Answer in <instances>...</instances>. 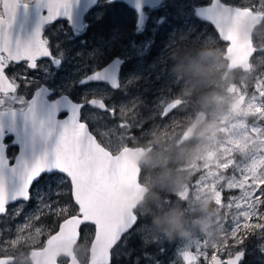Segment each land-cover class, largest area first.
Segmentation results:
<instances>
[{
    "label": "rangeland",
    "instance_id": "obj_1",
    "mask_svg": "<svg viewBox=\"0 0 264 264\" xmlns=\"http://www.w3.org/2000/svg\"><path fill=\"white\" fill-rule=\"evenodd\" d=\"M209 1L165 0L161 6L146 10L147 20L142 33H148V37L139 44L130 45L125 52L124 55L135 62H130L123 71L121 87L115 92L104 83H96L91 89L74 88L73 76L61 75L60 91L73 95L79 91L78 97H98L115 109V114L110 115L89 107L84 115L102 144L107 143L111 150H117L129 142L143 140L147 147H151L153 161L141 165L139 175V181L149 189L143 200L146 206L140 209V214L145 213L150 205H154L163 216L179 209L187 222L188 235L184 236L178 233L168 236L149 224H138L132 239L135 237L139 242L129 244L130 240L122 241L118 246L119 253L114 250L113 262L123 257L121 264H184L178 255L182 250L195 254L207 252L209 259L213 258V253L227 258L226 252L235 239L244 235L245 225L250 223L253 210L259 205L257 193L264 195V19L252 33L255 51L249 61V70L228 71L227 61L223 58L226 43L220 41L215 30L205 24L198 26L190 17V14L194 15L195 5ZM222 1L264 13V0ZM98 4L92 11H99L101 5L109 3L100 0ZM170 7L177 9L178 15L175 11L170 13ZM97 15L102 16V13L99 11ZM161 16L164 19L158 21ZM170 18L173 26L167 38L154 46L155 35ZM127 34L124 29H117L110 32L108 38H96L92 48L81 47L85 50L84 58L94 59L92 66L97 69L116 50L115 41L122 40L119 41L120 47L126 48ZM152 50L155 52L148 58ZM200 53L215 54L205 62L214 70V79L197 82L174 71L179 61L188 63ZM210 96L231 99L230 104L224 105L225 118L219 121L220 142L204 158L185 163L179 158L181 150L194 149L200 143L199 138L193 134L181 146L175 145L197 113L204 112V120L212 119L216 101L209 102L207 98ZM240 96L244 101L239 109L233 110L232 104ZM177 100L179 102L173 108L165 111L167 105ZM157 137L164 139L163 145L155 143ZM163 158H167V163L162 162ZM167 170L184 171L188 180L183 190L176 191L171 187L164 175ZM47 181L48 176L39 185L34 184L33 199L29 203L15 202L6 214L0 215V256H13L11 264H32L31 250L42 247L53 232L41 220L43 215L52 214L54 219L62 217L58 224L67 217V214L54 213L44 207ZM52 187L61 193L62 205V195L70 191V187L66 184L59 187L53 184ZM37 188L44 201L36 196ZM209 196L213 198L211 207L219 211L213 218L215 223L203 229L195 221L204 216L200 202ZM38 218L42 223L37 222ZM93 232V227L84 228L75 247V256L82 264L87 263ZM238 250L245 254L241 264H264V231L250 234ZM58 261L66 264L68 259L60 256ZM198 264L208 262L201 256Z\"/></svg>",
    "mask_w": 264,
    "mask_h": 264
},
{
    "label": "snow or ice",
    "instance_id": "obj_2",
    "mask_svg": "<svg viewBox=\"0 0 264 264\" xmlns=\"http://www.w3.org/2000/svg\"><path fill=\"white\" fill-rule=\"evenodd\" d=\"M32 3L40 9L41 25L29 40L14 39L11 28L18 10L21 7L27 9ZM70 3L71 0H0V215L7 213L10 203L33 199L34 184L39 185L44 174H48L47 200L44 201L39 188L36 189V196L44 201V207L49 211L67 214L63 223L79 221V231L89 225L94 226L93 238L99 241L94 264H113L114 250L118 254L121 242L135 236L140 222L135 212L130 216L124 215L127 203L120 190L124 185L138 184L139 176L127 149L110 150L103 146L89 131L88 124L81 120L85 103L110 115L115 114L114 108L96 97L78 105H64L55 97H47L50 91H59L54 75L59 69L56 63L58 56L53 52L49 39L43 35L42 28L46 24L55 25L62 18L70 19ZM237 11L226 6L222 0H211L209 5L196 9L198 15L215 26L220 38L228 45L233 40L230 21ZM42 58H47L49 63L38 64ZM21 61L29 72L42 69V78L47 84L38 85V90L29 100L16 95L19 87L16 66ZM8 73H12V77ZM90 78L99 80L101 73H92ZM25 83L32 84L33 80L26 78ZM17 104L20 107H15ZM64 106L69 112L67 118L61 121L57 116ZM30 127L33 135L38 133L45 140L56 134L51 150L31 160L26 158L24 150ZM18 145L19 154L14 153L10 157L9 149H16ZM57 173L63 176H57ZM17 179L18 186L9 188L7 182ZM53 184L57 187L69 185L71 199H65L61 205V193L52 187ZM257 195L260 196L259 205L253 210L250 223L245 225L244 235L235 239L226 252V260L220 259L216 253H213V261L207 252L192 255L182 250L178 255L184 264H198L201 256L208 264H238L243 258L242 251H238L239 245L250 234L264 231V195ZM54 196L57 199H52ZM86 216L93 218L86 220Z\"/></svg>",
    "mask_w": 264,
    "mask_h": 264
},
{
    "label": "water",
    "instance_id": "obj_3",
    "mask_svg": "<svg viewBox=\"0 0 264 264\" xmlns=\"http://www.w3.org/2000/svg\"><path fill=\"white\" fill-rule=\"evenodd\" d=\"M111 1H120L124 2L131 8H133L137 13V29H141L143 25L144 18V9L158 6L162 3L163 0H111ZM99 0H71L69 14L70 19L62 18L61 20H67L72 25H74L78 30H83V16L88 12L92 11L98 4ZM211 3V0L208 3L195 5L193 7V13L195 18L200 21L206 22L210 24L215 30L217 36L220 41L226 43L225 52L223 54V58L227 61L226 69L228 71L234 69H240L243 72H246L250 68V58L255 51V47L252 42V33L257 26H259L263 19L264 13L253 11L249 7H240L235 6L229 3H224L226 6L231 7L233 9L238 10L233 13L232 19L230 21V30L232 35V44L228 45L227 42L222 40L218 34L215 26L205 19L203 16L198 15L196 12L197 8H203ZM18 11H21L17 14L18 17H25L28 19V25L26 28H16V32L20 31H30L35 32L37 27L41 25V17H40V9L38 8L36 3H32L29 5L27 9L21 7ZM245 21H251L250 29L247 33L242 30V25ZM123 63V58L119 56H114L108 63H106L103 67L96 69L95 71L88 74L85 78L79 81V83H89V82H104L107 83L111 88L118 89L120 86L119 83V71L120 66ZM99 72L101 73V78L99 80L91 79V74ZM44 86V85H42ZM38 90V88L36 89ZM35 90V91H36ZM34 91V92H35ZM51 93H47L48 95ZM34 94V93H33ZM32 97V96H31ZM56 99L62 101L64 105L70 104H80L73 101L67 95H59L55 97ZM94 98V97H92ZM98 98V97H96ZM31 99V98H30ZM91 99V98H90ZM101 99V98H99ZM103 100V99H102ZM104 101V100H103ZM244 99L242 96L237 98L232 104V109L237 110L241 107ZM179 101H175L170 103L165 107V111L170 110L173 106ZM105 103V102H104ZM69 109L64 106L61 107L57 116L58 120H64L68 116ZM205 119V113L199 112L196 114L194 120L186 127L184 133L182 134L180 140H189L193 136L194 129L196 128L198 122L203 121ZM83 121V120H82ZM85 122V121H84ZM90 131V130H89ZM91 132V131H90ZM56 134L53 133V136L45 140L38 133L33 135L31 127L29 128V135L26 144L24 145L25 156L27 159L31 160L33 158H38L45 151H50L54 145ZM15 137H13L14 139ZM122 148L127 149L129 155L131 156L136 169L138 170V176L140 175V166L137 165V159L141 156L149 153L151 151V147H143V146H130L126 145ZM20 152V146H17V154ZM60 174V173H57ZM48 175V174H44ZM63 175V174H60ZM9 188H13L18 186V179L13 181H8ZM148 188L143 185L139 180L138 184L133 185H124L120 190V195L123 199L126 200L127 206L124 210L125 216H130L133 212H135L137 205L143 199L148 192ZM71 196V193H70ZM18 200L16 202H19ZM15 203V202H13ZM10 203L9 205L13 204ZM91 216H86L85 219H92ZM67 220V217L62 219L56 230L49 234V236L45 239L44 245L40 248L32 249L30 252V259L32 264H62L58 260L60 256L67 257L68 261L66 264H82L79 259L75 256L74 249L81 237V231L78 230L79 221H72L70 223H63ZM94 228V226H93ZM94 236V234H93ZM99 251V241L92 237L90 246H89V254L88 260L86 264H94L95 258ZM192 255H196L195 252L190 250H184ZM219 256V255H218ZM220 257V256H219ZM221 259V257H220ZM227 259V258H226ZM225 259V260H226ZM215 258H213V261ZM14 261L13 256H1L0 264H10ZM239 264V262H238Z\"/></svg>",
    "mask_w": 264,
    "mask_h": 264
},
{
    "label": "flooded vegetation",
    "instance_id": "obj_4",
    "mask_svg": "<svg viewBox=\"0 0 264 264\" xmlns=\"http://www.w3.org/2000/svg\"><path fill=\"white\" fill-rule=\"evenodd\" d=\"M164 1L165 0H163L162 3ZM115 2L121 3V5L122 4L125 5L127 8L129 7L132 11H100L101 13L103 12L102 16L97 15V12L99 13V11H88L83 16V21H82L83 30H78L74 25H72L67 20H61V19L58 20L55 25L46 24L43 26V28H42L43 35L49 39L53 52L58 56V60L56 61V63L58 65L59 70L55 71V73H54V75L56 77V84H57L58 89H59L60 85H62L63 78L61 77V75H63V74H67L70 77L73 76L72 82H73L74 88L79 87V88L91 89L92 87L95 86L96 83H104V82H89V83H84V84L79 83L80 80H82L88 74H90L91 72L96 70V68L92 66L94 59L84 58L83 53L85 52V50H81V47L92 48V45L95 43L96 38H100V37L101 38L102 37L108 38L109 33L112 32L113 30L124 29L127 32V29L129 28L128 34L125 37V41L127 40L126 41V48H124L123 46L120 47L121 42H119V41H122V40L118 39L119 41H115L114 45H116V46L114 48H116V50L112 54H110V57H108L104 61L103 65L98 67V68L103 67L114 56H119V57L123 58V63L120 66V71H119V83H120L119 88L121 87V76H122L123 71L129 67L130 62H135V61H130V58L126 57L124 54H125V52H127L130 49L129 48L130 45L139 44L141 42V40L148 37V33L147 34L142 33V30L144 28V24L146 23V20H147V15L145 12L148 9L157 8V7L161 6L162 3L158 6L144 9L143 25H142L141 29H137V24H136L137 13H136V11L133 8H131L130 6H128L127 4H125L124 2H120V1L108 2L109 6L112 7V4H110V3H115ZM19 12H21V11H18V13ZM95 12H96V15H95ZM152 12L160 13V11H152ZM170 13H172V11H170ZM163 19L164 18L161 16L158 18V21L163 20ZM28 23H29L28 19H25V17H18L17 16V18H16V20H15V22L11 28V33H12V36L14 39H19L21 41H27L33 36V34L35 32H30V31L26 32L23 30L20 32H16L17 27L18 28H20V27L26 28ZM172 26H173V20H172V18H170L168 20V24L165 25V27H164V31L162 32V42L167 38V35L170 32ZM98 35H99V37H98ZM131 39H133V41H129ZM158 43H159V41L155 40L154 46H157ZM127 45H128V47H127ZM154 52L155 51L152 50L147 57L149 58L151 56V54H153ZM132 60H134V58ZM48 63L49 62H48L47 58H42L41 60L38 61V64H41V65H47ZM16 67H17L16 76L18 77L16 79V83L19 85L16 95L22 96L26 100H29L31 98V96L33 95L34 91L37 89L38 85L39 86H42V85L47 86L45 80L42 78L43 77L42 69L35 71V72H29L23 61H21L20 64L17 65ZM130 68H132V67H130ZM8 75L10 77H12V73H8ZM26 78L32 79L33 83L32 84H26L25 83ZM104 84L107 85L109 88H111L107 83H104ZM111 89L114 90V92L116 90H118V89H113V88H111ZM75 93L76 94L73 95L69 92L65 93V92L59 90L58 92H55V93L51 92L48 95V98L51 99L53 97H57L59 95L65 94L77 103H84L87 99L94 97V96H91V97L85 98V97H83V95L81 97H78L80 92L78 91ZM105 104H107V103L105 102ZM15 107H20V105L17 104V105H15ZM89 107L90 106L87 103H85L84 108L81 110V120L85 121L88 124L89 130L97 137V135L91 129L89 121L84 118L86 110ZM141 115H143V114H141ZM97 140H98V142H100L98 137H97ZM7 142L8 141L6 140V143ZM183 142H187V140L181 141L179 138L175 146H181L183 144ZM102 145L109 147L107 143L102 144ZM128 145L147 147L146 142L143 140L136 142V143L129 142ZM109 149H110V147H109ZM14 153H17V147H16V149H14V148L9 149V156L10 157ZM140 171H141V165H140ZM46 176H48V175H44V177H46ZM18 203H29V201H27V202L19 201ZM9 206L10 205H8V208H9ZM24 218H25V215H24L23 219ZM74 251H75V249H74ZM238 251H240V250H238ZM217 255H219V254H217ZM1 256L6 257L5 255H1ZM219 256L221 257L222 260L226 259L222 255H219ZM243 256H245L244 253H243ZM121 260H123V257L121 259H117V261L113 262V264H121ZM242 260H243V258L239 261V264H241ZM122 264H123V262H122Z\"/></svg>",
    "mask_w": 264,
    "mask_h": 264
},
{
    "label": "clouds",
    "instance_id": "obj_5",
    "mask_svg": "<svg viewBox=\"0 0 264 264\" xmlns=\"http://www.w3.org/2000/svg\"><path fill=\"white\" fill-rule=\"evenodd\" d=\"M251 21H245L242 25V30L247 33L251 26ZM215 54L200 53L196 58L191 59L188 63L183 60L179 61L174 66V71L178 75H187L197 80V82H204L214 79L215 72L213 69L206 65V61L210 58H214ZM209 102L215 100L216 107L212 116V119H206L198 122L194 129V135L199 138L200 143L190 150H181L180 159L185 163L191 164L195 160L204 158L205 154L215 150L216 146L220 142L221 128L219 121L226 116L224 105L230 104L231 99L228 97L210 96L207 98ZM230 114V113H229ZM155 143L163 145L164 139L157 137ZM153 153L149 152L139 159H137V165H144L153 161ZM163 163H167V158H163ZM165 177L169 181L171 187L176 191L184 189L188 180V176L185 175L183 170H167ZM139 203H144L143 199ZM212 197H207L200 202V210L204 213V216L195 223L203 229L209 228L215 223L214 217H217L218 208H212ZM139 207V204L137 205ZM146 206V205H145ZM187 222L184 219V214L179 209H174L170 213H166L164 216L154 215L152 225L154 230L164 233L168 236L178 233L182 236L188 235L186 227ZM143 240V237H142ZM147 242V241H144Z\"/></svg>",
    "mask_w": 264,
    "mask_h": 264
},
{
    "label": "trees",
    "instance_id": "obj_6",
    "mask_svg": "<svg viewBox=\"0 0 264 264\" xmlns=\"http://www.w3.org/2000/svg\"><path fill=\"white\" fill-rule=\"evenodd\" d=\"M112 4V7L108 5H101L99 7V11H132L129 7L127 8L125 5H121V3H110ZM120 4V5H119ZM99 5V4H98ZM97 5V6H98ZM96 6V8H97ZM170 11H175L174 13L176 15H178L177 13V9H174L173 7H170L169 8ZM186 11H192L191 9H187ZM102 15H103V12H102ZM190 17L191 19L198 25L200 26L201 24H205V26H207L209 29H213V27L206 23V22H203V21H200L198 20L197 18H195L194 15L190 14ZM178 23V22H177ZM129 29V28H128ZM128 29H127V32H128ZM214 30V29H213ZM164 31V28L161 29V32L157 33L154 37V39L156 41H162V32ZM216 33V32H215ZM99 37V35H98ZM69 186V185H67ZM264 186V184H263ZM62 200L64 202L65 199L67 200H70L71 199V196H70V191H66L63 195H62ZM146 204V202L144 201V203H140L139 204V207H137L136 209V213L138 214V217H139V224H149L150 226L154 227L152 225V220H153V216L154 215H159V216H163L160 214L159 210L154 206V205H150V207L147 209V211L143 214H140V209ZM143 210V209H141ZM62 217H57L56 219H54L52 217V214H48V215H43L41 220L51 229V231H55L57 226H58V221L61 219ZM88 227H93L92 225H89ZM82 232V231H81ZM137 242H139L135 237L134 239H131L129 241V244H136Z\"/></svg>",
    "mask_w": 264,
    "mask_h": 264
}]
</instances>
